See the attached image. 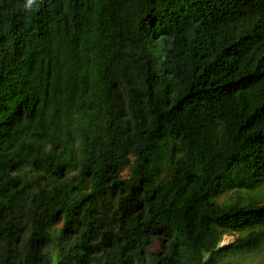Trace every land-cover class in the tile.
I'll list each match as a JSON object with an SVG mask.
<instances>
[{"label": "trees", "instance_id": "obj_1", "mask_svg": "<svg viewBox=\"0 0 264 264\" xmlns=\"http://www.w3.org/2000/svg\"><path fill=\"white\" fill-rule=\"evenodd\" d=\"M262 184L264 0H0V264L243 259Z\"/></svg>", "mask_w": 264, "mask_h": 264}, {"label": "rangeland", "instance_id": "obj_2", "mask_svg": "<svg viewBox=\"0 0 264 264\" xmlns=\"http://www.w3.org/2000/svg\"><path fill=\"white\" fill-rule=\"evenodd\" d=\"M239 197L250 198L257 200L260 203H264V184L251 191H241L238 193ZM232 241V237H224L222 245H227ZM225 264H264V243L261 245L257 254H250L243 259L236 258L232 262H226Z\"/></svg>", "mask_w": 264, "mask_h": 264}]
</instances>
